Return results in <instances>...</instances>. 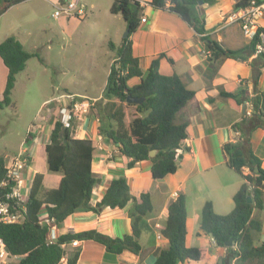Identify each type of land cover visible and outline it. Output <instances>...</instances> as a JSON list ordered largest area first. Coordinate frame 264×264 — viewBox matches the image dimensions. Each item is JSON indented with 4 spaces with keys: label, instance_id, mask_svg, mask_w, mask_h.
<instances>
[{
    "label": "trees",
    "instance_id": "obj_1",
    "mask_svg": "<svg viewBox=\"0 0 264 264\" xmlns=\"http://www.w3.org/2000/svg\"><path fill=\"white\" fill-rule=\"evenodd\" d=\"M22 1L0 0V15L10 6ZM214 1L149 0V4L176 13L195 32L201 34L208 52L207 60L213 71L225 58H251L252 92L247 90L242 80L236 92L219 91L235 108L247 100L252 102V112L243 115L239 123L232 125L235 132L239 131L236 140L225 141L221 145L227 165L243 181L233 195L234 206L229 212L217 213L211 202L204 203L199 226L202 233L212 237L216 246L225 247V253L220 256L218 264H264V241H259L261 221L252 216L254 209L264 207V168L250 145L251 132L258 127L264 129V98L262 91L257 88L264 65V51L258 52L257 45L261 42L259 34H264V28L259 26L256 34L244 46H222L209 34H204V18L197 12L199 2L212 4ZM248 3L249 0H237L233 6L239 8ZM109 10L123 18L128 34L116 46L108 41L109 48L115 50V56L109 65L100 97L92 101L98 132L106 143L115 145L119 155L129 158L127 168H131L137 161L150 160L151 175L161 178L173 173L182 153L189 150V147L183 145L187 122L176 121L175 118L177 112L193 98L195 91L188 88L177 74L168 75L159 71L158 57L164 56L172 61L171 56L164 51L151 60L144 72L141 70L139 58L132 54L130 38L143 16V6L138 0H113ZM32 55L35 54L25 50L13 35L0 41V58L7 68L0 108L10 103L15 76ZM133 78H138V81L129 83ZM127 94L142 97L143 100L128 103ZM130 106L134 107V112L128 117L126 107ZM71 121L72 119L68 126H63L60 116L56 115L49 140L44 145L48 169L62 173L57 185L43 190L44 174L35 172L21 208L23 219L18 222L0 220V239L5 250L10 255L19 256L14 264H57L65 255L62 244L73 240H93L112 253L123 250L134 254L141 252L139 237L145 219L153 209L150 194L141 192L138 197L131 195L126 178L119 175L109 180L102 197L92 203L93 187L101 180L92 169L95 146L88 138L74 137ZM29 136L30 132L26 138ZM153 149H156V153L150 156ZM245 168L247 172L244 171ZM3 180L7 182L0 185V198L13 185L7 179L5 159L0 155V182ZM247 196L251 197V202H247ZM129 202L127 215L131 223L130 233L110 236L96 229H87L78 232L64 231L54 241L47 240L49 226L60 225L74 211L99 213L103 207L123 208ZM42 217L50 219L49 224L42 223ZM186 218V197L179 193L168 205L167 216L160 229L167 245L158 251L154 264H191L204 257L203 248L186 244ZM229 239L231 244L226 245ZM78 254V250L73 251L67 257L66 264H77Z\"/></svg>",
    "mask_w": 264,
    "mask_h": 264
},
{
    "label": "crops",
    "instance_id": "obj_2",
    "mask_svg": "<svg viewBox=\"0 0 264 264\" xmlns=\"http://www.w3.org/2000/svg\"><path fill=\"white\" fill-rule=\"evenodd\" d=\"M68 1L73 0H23L10 6L0 15V41L13 35L28 51L26 46L28 39L20 31L25 15H18L16 18L14 15L38 14L49 4L57 6L59 3ZM75 1L81 4L79 0ZM140 1L143 3V19L130 36L132 54L139 58V66L144 72L153 58L158 57V54L163 51L166 52L171 56L172 61L164 56L158 57L159 71L168 75L177 74L188 88L195 91L193 98L178 111L175 118L176 121L185 120L187 122L186 138L183 145L189 147V150L182 153V158L173 173H168L161 178H154L151 175L150 160L137 161L131 168H127L126 163L129 158L119 155L115 145L108 144L104 140L103 143H97L98 141L95 140V143L92 130L91 132L84 131L90 137L84 133L81 136L75 135L74 137L90 139L95 146L92 169L101 180L93 187L91 202L95 203L102 197L112 177L123 175L127 180L131 195L138 197L141 192L150 194L153 209L146 217L143 229L154 230L156 234L153 239H149L150 242L152 241L151 244H143L144 246L141 244L142 248L139 254L128 250H123L120 253L108 252L103 245L93 240H77L76 244L67 243L65 255L57 264H66L67 257L75 250H78L79 253L77 264H154L158 251L167 245V240L161 236L160 229L164 225L168 205L179 193H183L186 197V244L203 248L204 257L202 259L211 261V264H218L220 256L225 253V247L216 246L210 235L201 232L199 223L201 209L207 201L211 202L215 212L221 214L229 212L234 206L233 195L243 181L241 176L227 165L221 145L225 141L236 140L237 134H235L232 125L239 123L242 116L245 115V103L235 108L219 94V91L222 89L236 92L242 80L247 90L252 92L251 58L247 60L225 58L213 71L207 60L208 52L200 37L201 34L195 32L176 13L155 8L149 4V0ZM236 1L215 0L212 4L197 6L199 15H202V12L207 13V16H204V34H209L211 38L228 48H238L250 41L242 33L239 22L231 19L232 14L238 9L233 6ZM15 8L13 18L2 19ZM258 24L264 28V16L258 20ZM123 28L126 30L125 22ZM122 37L118 41L108 39L107 46L108 41H112L115 46L118 45ZM110 50L112 55L109 65L115 56V50L111 48ZM176 53L178 55L180 53L182 56L179 55V57L186 63L182 73L175 70ZM0 60L3 63L1 58ZM137 81L138 78H133L129 83ZM257 88L262 91L264 98V65L261 68ZM60 96H67L69 100H72L76 94L65 92ZM60 105L61 103H59V108ZM49 114L48 121L50 122L47 129H44V125L36 127L33 124L28 131L30 136L24 143L31 156L30 162L24 167L26 169H24L23 177L24 185H26L25 182H29L28 188L32 175L37 172L35 168L36 152L40 149L44 150L56 117V115H52V111ZM42 134L43 138H41ZM98 137L102 136L98 134ZM250 145L254 153L261 159V165L264 168L263 128L258 127L251 132ZM18 151L7 152L2 156L6 160L7 157L9 159ZM244 171L247 172V168ZM43 174L45 181L46 176L45 173ZM61 175L55 178L54 186L57 185ZM28 188H25L24 191L26 196ZM129 205L130 202L123 208L103 207L99 213L85 210L74 211L60 225L56 226V232L59 235L64 231L78 232L96 229L110 236H122L131 232L130 218L127 215ZM252 216L261 221L259 241H264V207L254 209ZM141 235L142 232L139 242ZM18 258L19 256L8 254L5 260L0 259V264H14Z\"/></svg>",
    "mask_w": 264,
    "mask_h": 264
},
{
    "label": "rangeland",
    "instance_id": "obj_3",
    "mask_svg": "<svg viewBox=\"0 0 264 264\" xmlns=\"http://www.w3.org/2000/svg\"><path fill=\"white\" fill-rule=\"evenodd\" d=\"M79 1L85 12L82 17L64 13L56 15L54 11L57 7L49 4L38 14L14 15L15 8L2 18L5 20L13 18V15L15 18L25 15L20 31L28 39V51L35 55L30 56L24 68L16 74L10 103L0 108V155L19 150L22 143L27 141L26 135L33 124L36 127L44 125L46 130L50 122L49 112L62 117L59 103L60 106L71 104L67 96H60L65 92L76 94L73 100L77 101V107L71 121L74 136L92 130L93 141L103 143L102 137H98V130L95 131L98 121L92 101L100 97L109 70L112 51L107 46V40L118 41L123 36L124 20L120 15L110 12L113 0ZM204 16H207L206 12H202ZM175 55V70L182 73L186 63L179 57L182 56L180 53ZM5 78L6 66L0 60V96ZM126 112L130 117L134 107H126ZM7 158L8 162L10 158ZM35 168L45 173L43 190L54 186L55 178L62 174L48 169L46 153L41 149L36 152ZM24 169L21 168V178L25 175ZM25 184L22 192L28 188L29 182ZM155 234L154 230L143 229L140 243L151 244L149 239H153ZM191 263L211 264V261L201 259Z\"/></svg>",
    "mask_w": 264,
    "mask_h": 264
},
{
    "label": "built area",
    "instance_id": "obj_4",
    "mask_svg": "<svg viewBox=\"0 0 264 264\" xmlns=\"http://www.w3.org/2000/svg\"><path fill=\"white\" fill-rule=\"evenodd\" d=\"M143 6V3L138 0ZM54 14L59 15L64 13L66 15H76L82 17L84 15V9L82 5L77 1H68L66 3H59ZM264 16V0H249V3L244 7H239L235 13L232 14L231 19H235L239 22L242 33L244 36L251 39L257 32L259 27L258 20ZM143 19V16H142ZM260 44L257 45V51H264V34L260 32ZM70 106H61L59 108L62 113L61 122L63 126H68L73 116V111L77 107V101L71 100ZM245 103V115H249L252 112V102L247 100ZM238 134V132H235ZM27 136V135H26ZM27 138H25L26 140ZM25 142V141H24ZM30 158L28 148L22 143L19 151L10 157L7 162L5 160L6 176L9 181L13 182V185L9 191H6L0 198V220L5 222H18L23 219V203L26 200V195L22 192V188L25 187L24 179L20 177V171L22 167H25ZM7 180L0 182V185H5ZM50 219L42 217L41 222L49 224ZM56 226L50 225L47 232L48 242H52L57 238ZM70 243L76 244L77 240H73ZM65 243L62 244L65 247ZM0 259L5 260L8 256V252L4 248V244L0 239Z\"/></svg>",
    "mask_w": 264,
    "mask_h": 264
},
{
    "label": "water",
    "instance_id": "obj_5",
    "mask_svg": "<svg viewBox=\"0 0 264 264\" xmlns=\"http://www.w3.org/2000/svg\"><path fill=\"white\" fill-rule=\"evenodd\" d=\"M199 4H201V2H199ZM127 34H128V31H127V29H126L125 32H124V34H123V36H127ZM142 100H143L142 97H135V96H132V95H130V94H127V96H126V101H127L128 103H139V102H141ZM155 153H156V149H153V150L150 151L149 155H150V156H153ZM256 170H257V169L255 168V171H256ZM246 200H247V202H251V197H250V196H247V197H246ZM230 244H231V240L229 239V240L226 242V245H230Z\"/></svg>",
    "mask_w": 264,
    "mask_h": 264
}]
</instances>
